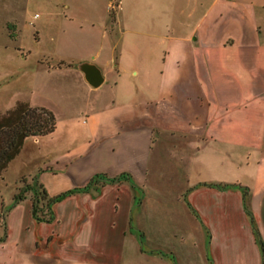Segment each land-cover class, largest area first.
Listing matches in <instances>:
<instances>
[{
    "label": "crops",
    "instance_id": "0c3cea01",
    "mask_svg": "<svg viewBox=\"0 0 264 264\" xmlns=\"http://www.w3.org/2000/svg\"><path fill=\"white\" fill-rule=\"evenodd\" d=\"M57 1L91 34L62 30L38 62L79 92L36 183L51 197L124 177L49 221L0 196V264H264V0H119L112 25L110 0Z\"/></svg>",
    "mask_w": 264,
    "mask_h": 264
},
{
    "label": "rangeland",
    "instance_id": "374dc122",
    "mask_svg": "<svg viewBox=\"0 0 264 264\" xmlns=\"http://www.w3.org/2000/svg\"><path fill=\"white\" fill-rule=\"evenodd\" d=\"M110 1L112 25L119 0ZM60 5L57 0H0V115L17 102H27L50 109L55 117L52 133L36 141L35 136L25 138L17 155L2 170L0 196L12 193L13 198L24 189L25 196L31 197L30 188L37 185L33 167L39 160L37 156L53 152L54 140L59 138L66 125L62 116L64 104L79 92L67 86L60 73L46 67L45 64L54 65V61L42 59L53 58L45 51L52 49L55 36L63 33L62 30L71 31L77 37L91 34L64 26L59 14ZM71 60L81 61L79 58Z\"/></svg>",
    "mask_w": 264,
    "mask_h": 264
},
{
    "label": "trees",
    "instance_id": "16d2710c",
    "mask_svg": "<svg viewBox=\"0 0 264 264\" xmlns=\"http://www.w3.org/2000/svg\"><path fill=\"white\" fill-rule=\"evenodd\" d=\"M55 127V117L53 112L44 106L29 105L27 102H17L13 108L0 115V173L6 167L22 147L23 141L28 136H39L50 133ZM124 177L123 174L116 177H106L103 174H95L82 187L71 188L55 196L48 197L37 184L30 188L32 208L31 212L37 220L49 221L53 217L52 205L66 196L75 192H85L95 183H112ZM222 187L221 184H208ZM21 192L12 198V204L17 203L25 197ZM245 194V192H244ZM262 255L264 249L262 244Z\"/></svg>",
    "mask_w": 264,
    "mask_h": 264
},
{
    "label": "water",
    "instance_id": "95a60500",
    "mask_svg": "<svg viewBox=\"0 0 264 264\" xmlns=\"http://www.w3.org/2000/svg\"><path fill=\"white\" fill-rule=\"evenodd\" d=\"M82 71L84 78L92 87H96L101 83L102 77L96 66L92 64H84L82 66Z\"/></svg>",
    "mask_w": 264,
    "mask_h": 264
}]
</instances>
